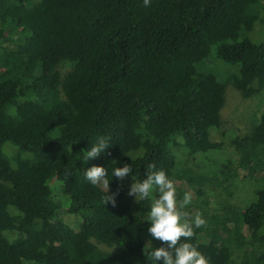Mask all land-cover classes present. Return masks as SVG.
Instances as JSON below:
<instances>
[{
  "label": "trees",
  "instance_id": "1",
  "mask_svg": "<svg viewBox=\"0 0 264 264\" xmlns=\"http://www.w3.org/2000/svg\"><path fill=\"white\" fill-rule=\"evenodd\" d=\"M263 27L264 0H0V264H147L145 246L164 245L128 195L147 164L178 199L196 194L185 210L205 224L190 242L207 264H264V113L238 129L224 115L229 85L244 98L264 89ZM98 136L109 149L81 164ZM225 143L237 157L222 184L247 171L260 186L215 209L189 162ZM124 163L132 173L112 179ZM94 164L115 205L84 179Z\"/></svg>",
  "mask_w": 264,
  "mask_h": 264
},
{
  "label": "clouds",
  "instance_id": "2",
  "mask_svg": "<svg viewBox=\"0 0 264 264\" xmlns=\"http://www.w3.org/2000/svg\"><path fill=\"white\" fill-rule=\"evenodd\" d=\"M145 6L150 0H143ZM111 139L98 136L95 142L81 150L83 153L80 162L86 165L90 159L106 153L110 147ZM132 159V158H131ZM132 166L124 163L111 170L112 179L123 180L132 173ZM147 175L137 179L132 176V183L128 188V195L137 202L150 205L146 221H149L147 232L152 239L163 242L164 246L144 248L147 264H207L206 257L190 242L194 229L205 224L202 214L197 212L189 218L186 206L192 202L191 191H184L182 198L177 197V188L174 180L164 169H157L154 164L146 165ZM84 179L91 185L107 186V193L102 197L107 204H116L115 196L118 193L109 192V182L106 179L107 168L102 165H92L84 168ZM111 179V180H112ZM181 238H184L181 240Z\"/></svg>",
  "mask_w": 264,
  "mask_h": 264
},
{
  "label": "rangeland",
  "instance_id": "3",
  "mask_svg": "<svg viewBox=\"0 0 264 264\" xmlns=\"http://www.w3.org/2000/svg\"><path fill=\"white\" fill-rule=\"evenodd\" d=\"M258 29V23L255 29L250 33L254 41H260L263 33L262 27ZM264 30V27H263ZM260 35V36H259ZM259 36V37H258ZM226 106L224 108V115L230 122L229 125L235 128H244L247 125L257 123L264 113V89L260 92L250 96L241 97L240 93L229 85L226 90ZM230 127V128H232ZM211 136L214 139L221 140L219 133L211 129ZM224 139V138H222ZM236 154L232 146L225 143L220 150H214L206 153L196 154L191 162L198 171L207 175L208 181L205 183L204 197L201 198L203 206L208 205L211 208H220L227 204H246L254 194V190L259 187V181L247 175V171H242L239 176L234 178L230 184H222V175L219 172L221 164L227 158H236ZM190 161V160H189ZM254 197V196H253ZM193 202L198 203L199 199L193 193ZM144 210L148 211L150 205L143 203L141 205ZM65 221L71 227H76L77 219L74 215L66 214ZM196 230V229H194Z\"/></svg>",
  "mask_w": 264,
  "mask_h": 264
}]
</instances>
